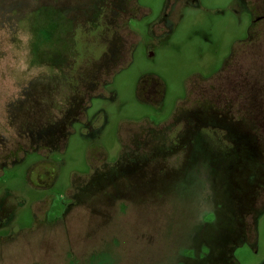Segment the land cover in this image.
<instances>
[{"label":"rangeland","instance_id":"rangeland-1","mask_svg":"<svg viewBox=\"0 0 264 264\" xmlns=\"http://www.w3.org/2000/svg\"><path fill=\"white\" fill-rule=\"evenodd\" d=\"M263 2L0 0V264H264Z\"/></svg>","mask_w":264,"mask_h":264},{"label":"flooded vegetation","instance_id":"flooded-vegetation-1","mask_svg":"<svg viewBox=\"0 0 264 264\" xmlns=\"http://www.w3.org/2000/svg\"><path fill=\"white\" fill-rule=\"evenodd\" d=\"M245 1V3H246V0H244ZM263 8H264V2H263ZM260 19L259 18H256V19H254L253 21L255 22V21H259ZM252 21V22H253ZM253 37L252 36H250V35H248L247 36V38L246 39H244V41H242V45L244 44V45H247V44H251V39H252ZM248 42V43H247ZM226 63V62H225ZM225 65V64H224ZM255 81V80H254ZM252 81L251 79H248V78H246L245 80H244V83H243V86H250V87H252V86H254L255 88H257L258 90H264V85H260L259 83L260 82H257V81ZM156 83L157 82H155L154 81V83H153V86H152V88L150 89V92H149V90H148V92L142 87V89L143 90H145V93H148V94H153L154 95V93L156 92ZM141 94H142V92H141ZM204 123V122H203ZM233 137L235 138L234 140H233V142H235L234 144H235V149H233L231 152H229L228 153V157H229V159H230V161H232L233 159H235L236 158V155H242V157H243V159H244V161H247L246 162V164H249V165H251L250 163H252V162H256L257 164H262L263 162V160H264V155H262V153H258L257 152V148H256V146L254 145V142L255 141H252V136H248V135H245V134H242V133H239L238 134V132L236 131V134L235 135H233ZM252 137V138H251ZM200 139H203V138H201V137H199ZM255 138V137H254ZM257 138V137H256ZM202 142V141H201ZM195 149H196V147H195ZM198 149V148H197ZM236 151H237V153H236ZM210 159H208V161H209ZM208 161H207V163H208ZM212 163V162H211ZM215 164H211L210 165V167L212 168H214L215 166H214ZM215 169H219V166L218 167H215ZM211 170V169H210ZM219 181V180H218ZM262 183H264V182H262ZM264 189V188H263ZM264 192V191H263ZM263 196H264V194H263ZM256 206V205H255ZM227 233H229V231L227 232ZM228 239V238H227ZM229 240H230V237H229ZM229 250L231 251V248H229ZM230 255L232 256V254H231V252H230ZM230 256V257H231ZM218 260H219V258H218Z\"/></svg>","mask_w":264,"mask_h":264},{"label":"trees","instance_id":"trees-1","mask_svg":"<svg viewBox=\"0 0 264 264\" xmlns=\"http://www.w3.org/2000/svg\"><path fill=\"white\" fill-rule=\"evenodd\" d=\"M218 261H220V262H221V260H218Z\"/></svg>","mask_w":264,"mask_h":264}]
</instances>
